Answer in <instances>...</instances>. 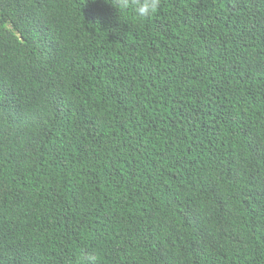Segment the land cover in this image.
Wrapping results in <instances>:
<instances>
[{
	"label": "trees",
	"instance_id": "obj_1",
	"mask_svg": "<svg viewBox=\"0 0 264 264\" xmlns=\"http://www.w3.org/2000/svg\"><path fill=\"white\" fill-rule=\"evenodd\" d=\"M0 0V264H264V0Z\"/></svg>",
	"mask_w": 264,
	"mask_h": 264
},
{
	"label": "clouds",
	"instance_id": "obj_2",
	"mask_svg": "<svg viewBox=\"0 0 264 264\" xmlns=\"http://www.w3.org/2000/svg\"><path fill=\"white\" fill-rule=\"evenodd\" d=\"M107 2L117 11L122 21L124 16L121 14H127L129 11L139 21L148 20L161 4V0H107ZM80 264H98V260L95 255H86L81 258Z\"/></svg>",
	"mask_w": 264,
	"mask_h": 264
}]
</instances>
